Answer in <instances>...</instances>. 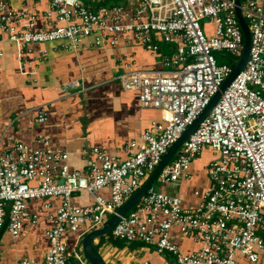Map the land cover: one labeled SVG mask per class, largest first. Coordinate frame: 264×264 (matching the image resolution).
Instances as JSON below:
<instances>
[{
	"label": "built area",
	"instance_id": "2783aa9c",
	"mask_svg": "<svg viewBox=\"0 0 264 264\" xmlns=\"http://www.w3.org/2000/svg\"><path fill=\"white\" fill-rule=\"evenodd\" d=\"M236 7V0H50L43 26L37 28L36 14L0 0V34L16 47L22 71L23 54L31 53L32 45L63 42L66 50L75 52L114 47L122 40L151 53L159 50V40L174 46L172 56L162 60V71L136 70L129 57L117 77L124 91L137 92L141 108L161 112V119L152 121L139 141L124 145L125 158L93 148L89 167L71 170L68 153L51 148L47 138L37 137L43 145L40 149L8 138L9 148L0 153V230L6 218V232L17 238L25 219L36 223V216L27 213L28 201L60 198L56 214L50 217L53 225L45 233L48 249L42 264H67L71 258L87 264L82 237L102 227L105 217L138 191L232 72V67L218 65L212 53H242ZM238 8L250 34L242 69L180 146V154L162 168L110 232L114 239L145 245L138 253L152 251L158 258L169 254L174 264H236L243 257L254 264L264 258V0H239ZM62 86L66 91L79 84L71 81ZM46 121V108L41 105L30 124ZM204 148L218 159L207 166L211 186L197 205L183 206L178 196L154 188L155 182L189 181L191 162ZM103 189L109 190L108 200L99 195ZM80 191L90 195V205L72 203V196ZM172 229L191 238L198 249L181 252ZM70 233L76 237L69 252ZM15 264L38 263L22 259ZM113 264L156 263L132 259Z\"/></svg>",
	"mask_w": 264,
	"mask_h": 264
},
{
	"label": "crops",
	"instance_id": "0c3cea01",
	"mask_svg": "<svg viewBox=\"0 0 264 264\" xmlns=\"http://www.w3.org/2000/svg\"><path fill=\"white\" fill-rule=\"evenodd\" d=\"M49 2L9 0L14 9L23 8L36 14L37 28L43 26V15ZM4 38L0 34V51L3 52L0 59V153L9 148L8 138L40 149L43 145L37 141V137L42 136L48 139L51 148L68 153L71 170H86L92 159L89 155L91 149H103L110 155L125 158L124 145L130 141H139L150 123L161 119L159 110L141 108L137 92L124 91L117 77L124 72L123 65L129 62V57L136 70L162 71L161 61L164 57L172 56L173 45L168 44V56L162 58L159 55L160 46L156 53H151L138 43L127 45L122 40H118L114 47L79 48L75 52L66 50L63 42L32 45L31 53L23 54L22 71L16 47L5 42ZM85 42L89 43L91 39ZM43 52L45 59L37 60ZM30 72L34 74L27 75ZM71 81H77L79 86L64 91L62 85ZM41 105H45L47 121L40 125L30 124L36 117V108ZM195 161L196 158L190 165L189 181L160 185V191L178 196L183 206L187 207L197 205L202 199V193L211 186L207 172L206 182L199 180L194 170ZM99 195L105 200L110 197L108 189L101 190ZM72 203L85 207L92 203V198L80 191L72 196ZM60 204V198L28 201L27 213L30 217L36 216V223L32 224L30 219H25L15 239L6 232V227L0 231V264H15L22 259L42 264L48 249L45 233L52 227L50 217L56 214ZM172 235L173 242L183 253L196 251L199 247L191 238L178 235L176 229H172ZM75 237L71 233L66 236L69 252ZM114 240L117 242V239ZM93 245L104 262L108 261L109 264L128 262L137 258L134 256H138L137 260H151L153 263L159 260L152 251L141 250L138 253L140 255H135L133 251L132 258H129L130 255L127 256L117 246L118 243L114 246L108 240L100 242L96 239ZM236 264L252 263L243 257ZM254 264H264V258L261 257Z\"/></svg>",
	"mask_w": 264,
	"mask_h": 264
},
{
	"label": "water",
	"instance_id": "95a60500",
	"mask_svg": "<svg viewBox=\"0 0 264 264\" xmlns=\"http://www.w3.org/2000/svg\"><path fill=\"white\" fill-rule=\"evenodd\" d=\"M236 16L238 18L239 24L241 26V30L243 33V49L237 65L233 68L232 72L226 77L220 86L217 93L212 97L209 104L204 108V110L200 113V115L194 120V122L187 127V129L182 133V135L177 139V141L167 150V152L162 157L159 164L153 170V172L149 175L145 183L138 189V191L133 194L116 212L111 215L107 221L104 223L102 227L99 229L90 231L86 233L81 239V252L83 259L87 264H105L101 255L95 251V247L93 245L94 240L99 239L108 235L113 226L118 222L121 216H124L136 203L142 198L145 192L149 189L151 184L155 181L157 175L162 170V168L170 162L174 155H179L180 146L184 143V141L191 135V133L196 129V127L200 124V122L210 113L214 105L219 100L221 94L230 84V82L234 79V77L240 72L242 69L245 60L248 56L249 44H250V34L245 23V20L242 18L239 11V0H236ZM76 264L77 261H75Z\"/></svg>",
	"mask_w": 264,
	"mask_h": 264
},
{
	"label": "rangeland",
	"instance_id": "374dc122",
	"mask_svg": "<svg viewBox=\"0 0 264 264\" xmlns=\"http://www.w3.org/2000/svg\"><path fill=\"white\" fill-rule=\"evenodd\" d=\"M205 22H201V26H203V24H205ZM210 29V31L212 32L213 30V26H210L208 27ZM158 45L160 46V52H159V55L160 57L162 58L163 56H168V49H169V45L164 43L163 41L159 40L157 41ZM216 63L218 65H228L232 68H234L237 64H236V61H239L240 59V55L238 56H232L230 53L228 52H225V51H215L212 53ZM164 58H168V57H164ZM163 58V59H164ZM157 59L159 60V56L157 57ZM162 59V60H163ZM162 63V61H161ZM212 153V154H211ZM175 156V155H174ZM173 156V158H174ZM216 154H214L213 152H209L208 150L204 149L203 151L200 152V154L196 157V161H195V172L199 175V180L201 182H206L207 180V176H206V166H207V163L211 160H216L218 159V156L215 158ZM172 158V159H173ZM149 177V176H148ZM147 177V178H148ZM144 179L142 180V183H141V186L145 183V181L147 180ZM154 188L157 189V190H160V184L158 182H155L154 183ZM110 216H107L105 217V220H104V223L107 221V219L109 218ZM117 243L119 245H117L118 247H121L123 252L125 254H127V256H129V258H132L131 256V253L134 251L136 252L135 255H140L138 254V250L139 249H144L146 246L143 245L142 243L138 242V241H133V242H126V241H123V240H117ZM134 257H137L138 256H134ZM135 258V259H137ZM158 261H162L160 262L161 264H174V262H172V256L169 255V254H166L162 257H159V260ZM67 264H74V260L71 259L67 262ZM105 264H109L108 261L105 263Z\"/></svg>",
	"mask_w": 264,
	"mask_h": 264
},
{
	"label": "trees",
	"instance_id": "16d2710c",
	"mask_svg": "<svg viewBox=\"0 0 264 264\" xmlns=\"http://www.w3.org/2000/svg\"><path fill=\"white\" fill-rule=\"evenodd\" d=\"M6 225H7V220L5 218L4 224H3V227L1 228V230H4V228L6 227ZM98 240H100V242H104L105 240H108L109 242L113 243L114 246L117 245V242H115V240L112 238L111 233H109L108 235H106L104 237L99 238ZM155 263L157 264V263H159V261L158 262H155Z\"/></svg>",
	"mask_w": 264,
	"mask_h": 264
},
{
	"label": "clouds",
	"instance_id": "9594fccd",
	"mask_svg": "<svg viewBox=\"0 0 264 264\" xmlns=\"http://www.w3.org/2000/svg\"><path fill=\"white\" fill-rule=\"evenodd\" d=\"M172 160V159H171Z\"/></svg>",
	"mask_w": 264,
	"mask_h": 264
}]
</instances>
